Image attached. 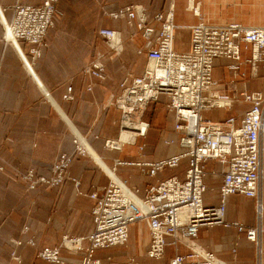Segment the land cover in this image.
Here are the masks:
<instances>
[{
	"label": "crops",
	"instance_id": "1",
	"mask_svg": "<svg viewBox=\"0 0 264 264\" xmlns=\"http://www.w3.org/2000/svg\"><path fill=\"white\" fill-rule=\"evenodd\" d=\"M42 1L0 0V19L2 22L11 19V7L16 2L39 5ZM170 2L174 4L175 32L181 30L180 35L184 38L180 49H175L173 43L177 52L189 48V27L200 18L217 24L264 25V0H59L54 23L46 34L48 46L42 48L32 66L23 53L27 54L30 44L20 42L22 56L29 63L25 68L14 46L3 42L0 23V264H58L36 255L37 249L43 247H58L64 260L62 264H77L82 252L62 247V237H80L82 245H87V236L94 229L93 201L88 194L93 187L108 184L107 174L112 177L108 172L112 169L117 178L137 189L140 196L150 185L168 177H185L186 158L176 167L164 168L155 175H149L147 167L138 164L182 152L177 144L179 134L174 130V114L168 109L166 95L149 102L142 114V120L148 123L144 137L121 142L116 149L103 146L105 139L121 138L120 110L111 104L112 98L120 93L122 83H130V75L143 73L145 51L153 45V39L144 40L137 32L135 20L128 24L126 19L105 13L142 4L148 22L152 23V16L165 11ZM192 7L197 8L199 16L193 13ZM100 28L120 33L119 53L111 50L99 36ZM97 52L105 54L106 79L101 82L82 72ZM241 56L248 58L249 49H242ZM233 69L239 72L238 76H233ZM212 75L219 83L217 89L231 96L264 92V63H258L253 69L249 62L216 58ZM89 84L91 89H87ZM69 86L70 99L67 98ZM249 106L239 100L229 109L214 108L201 114L205 119L221 123L229 116L239 120ZM211 112L215 113L213 118L203 116ZM73 130L86 137L101 165L89 156L74 155L68 172L78 180L77 186L66 180L54 187L38 183L30 188L28 182L19 178L17 172L25 173L28 169H33L36 176L48 177L54 157L60 152H73ZM141 144L144 147L140 150ZM225 169L226 164L216 159L205 162L204 206L219 205V187ZM224 218L228 223L255 226L254 198L239 193L228 195ZM24 226L26 231H23ZM28 239L35 245H28ZM12 240H19L21 244L15 245ZM149 240L147 225L137 221L129 226L125 245L98 249L95 256L101 264H124L130 258L138 264H169L176 252L186 255L190 251L183 243L174 247L172 237L167 236L168 245L163 257L152 259L145 254ZM194 242L212 252L223 261L222 264H257L256 245L233 224L203 225ZM13 251L20 256V262L11 257Z\"/></svg>",
	"mask_w": 264,
	"mask_h": 264
},
{
	"label": "built area",
	"instance_id": "2",
	"mask_svg": "<svg viewBox=\"0 0 264 264\" xmlns=\"http://www.w3.org/2000/svg\"><path fill=\"white\" fill-rule=\"evenodd\" d=\"M56 2L43 0L39 5L16 2L11 7V19L5 24L0 19L4 28L3 40L14 46L25 68L29 63L32 66L42 48L48 46L46 34L54 23ZM191 10L199 16L197 8ZM107 14L113 18L126 19L129 24L135 20L141 37L144 40L153 39V45L145 51L143 73L140 76L130 75V83H122L120 93L112 98L111 104L120 110L121 132L126 128L124 123L127 121L137 124L134 138L144 137L148 123L142 120V114L149 102L166 95L169 98L168 109L174 114L173 127L179 134L177 144L182 152L138 164L147 167L149 175H155L164 168H174L183 158L187 159V168L183 179L168 177L156 185H150L143 196L121 179L107 174L108 184L104 187L95 186L88 194L93 201L91 212L94 229L87 236V245H82L80 237L64 235L61 246L82 252L77 264H101L95 256L96 250L125 245L129 226L143 221L150 236L145 252L147 257L162 258L168 245L165 237L170 236L174 247L183 243L190 251L186 255L176 252L169 264H221L223 261L212 252L191 242L203 225L233 224L238 232H244L246 238L256 245L257 264H264V92H243L240 96H231L217 89L219 83L212 75L216 58L230 59L236 63L249 62L253 69L258 63H264V25H243L238 22L217 24L200 18L189 27V48L177 52L173 48L177 28L173 2L169 3L165 11L155 13L152 23L148 22L142 4L128 5ZM4 30L16 44L6 39ZM98 34L111 50L120 52L121 39L117 30L100 28ZM21 41L30 44L27 54L20 47ZM20 49L29 63L25 62ZM242 49H249L248 58L242 59ZM104 57V53L97 52L82 72L90 78L104 81ZM232 73L234 77L239 75L236 69ZM87 89H91L90 84ZM67 98H72L70 86L67 87ZM239 100L250 105L239 120L229 116L223 122L215 123L202 117V111L229 109L233 102ZM72 141L73 152L58 153L51 163L48 177L36 176L33 169H28L25 173L17 172L19 178L28 182L30 188L38 183L54 187L66 180L77 186L79 182L68 172V166L74 155H87L93 159L90 150L94 151L86 137L76 130H73ZM118 143L117 140L105 139L103 146L116 149L120 146ZM143 147L141 144L140 150ZM209 159L226 164L219 187L220 203L214 207H206L202 201L206 189L205 162ZM115 162L121 163L119 160ZM234 193L254 198L255 226L245 227L238 222L225 221V198ZM14 242L16 245L21 244L19 240ZM26 242L35 245L32 239ZM37 256L49 262H64L58 247L37 249ZM12 258L20 262V256L15 251L12 252ZM124 264L138 263L130 258Z\"/></svg>",
	"mask_w": 264,
	"mask_h": 264
},
{
	"label": "bare ground",
	"instance_id": "3",
	"mask_svg": "<svg viewBox=\"0 0 264 264\" xmlns=\"http://www.w3.org/2000/svg\"><path fill=\"white\" fill-rule=\"evenodd\" d=\"M192 8H193V9H196V8H194V7H192ZM196 11H197V10H196ZM5 28H7V27L5 26ZM5 37H6V39H9V38H10L9 33L5 32ZM9 42H11V43H12V42H13V43H17V42L14 41L13 39H12V41L9 39ZM124 124L126 125V128L121 132V138H120L119 140H117V142H119L118 145H120L121 142L132 141L131 138H134V135L136 134L135 131H134V129H136V128H135V125H137V124L129 123V122H127V121H125ZM141 126H143V125H141ZM139 127H140V125H139ZM90 153H91L92 157H93V158L96 160V162L98 163L97 159L95 158L94 153H93L91 150H90ZM98 164L101 165L100 163H98ZM108 172L110 173V175L112 176V178H117L116 175H115V173H114L113 171H108ZM118 179H119V178H118ZM191 244H193V245H197L194 241H192ZM221 264H222V263H221Z\"/></svg>",
	"mask_w": 264,
	"mask_h": 264
},
{
	"label": "rangeland",
	"instance_id": "4",
	"mask_svg": "<svg viewBox=\"0 0 264 264\" xmlns=\"http://www.w3.org/2000/svg\"><path fill=\"white\" fill-rule=\"evenodd\" d=\"M59 0H57V2H58ZM57 2H56V4H57ZM55 9H56V6H55ZM106 15H108L107 13H105ZM7 22V20H5V21H3V23L5 24ZM128 23V22H127ZM129 24V23H128ZM4 29V28H3ZM190 31V30H189ZM138 32V31H137ZM139 33V32H138ZM180 33H182L181 32V30L179 31V30H177V32H175L174 33V35H175V40H174V43H175V49H180L183 45H184V38H183V36L182 35H180ZM4 34H5V30H4ZM103 39V38H102ZM2 40H3V38H2ZM104 40V39H103ZM3 42L5 43V41L3 40ZM11 43V42H10ZM13 43V42H12ZM106 43V42H105ZM16 44V43H15ZM121 51V50H120ZM83 70V69H82ZM255 84H259V82L258 81H255L254 82ZM208 116L209 118H213L214 116H215V113H207V114H203V116ZM132 140H133V138H131ZM74 145V144H73ZM85 156H87V155H85ZM94 160V159H93ZM97 163V162H96ZM98 164V163H97ZM70 181V180H69ZM23 231H24V228H23ZM14 241H16V240H12V242L15 244V242ZM62 241V240H61ZM27 243V242H26ZM16 245V244H15ZM29 245V244H28ZM32 246V245H31ZM75 251V250H74ZM81 252L80 250H77V252ZM36 255H37V252H36ZM11 257H12V255H11Z\"/></svg>",
	"mask_w": 264,
	"mask_h": 264
}]
</instances>
